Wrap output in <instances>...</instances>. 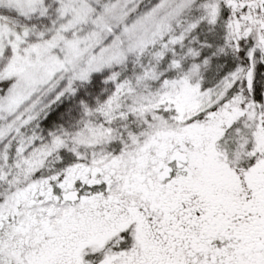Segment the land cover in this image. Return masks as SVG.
<instances>
[{
  "label": "snow or ice",
  "instance_id": "1",
  "mask_svg": "<svg viewBox=\"0 0 264 264\" xmlns=\"http://www.w3.org/2000/svg\"><path fill=\"white\" fill-rule=\"evenodd\" d=\"M0 264H264V0H0Z\"/></svg>",
  "mask_w": 264,
  "mask_h": 264
}]
</instances>
